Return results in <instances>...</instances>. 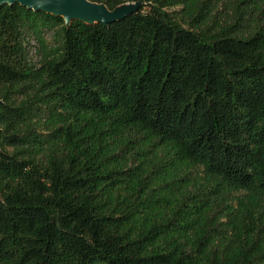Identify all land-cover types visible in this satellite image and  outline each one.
<instances>
[{
    "label": "trees",
    "instance_id": "obj_1",
    "mask_svg": "<svg viewBox=\"0 0 264 264\" xmlns=\"http://www.w3.org/2000/svg\"><path fill=\"white\" fill-rule=\"evenodd\" d=\"M91 1L0 4V264H264V0Z\"/></svg>",
    "mask_w": 264,
    "mask_h": 264
},
{
    "label": "water",
    "instance_id": "obj_2",
    "mask_svg": "<svg viewBox=\"0 0 264 264\" xmlns=\"http://www.w3.org/2000/svg\"><path fill=\"white\" fill-rule=\"evenodd\" d=\"M16 2L34 10L62 16L67 24L73 20L90 24H109L125 18L142 4L141 2H132L133 4L124 10H118L121 5L111 10L105 4L91 0H0V4Z\"/></svg>",
    "mask_w": 264,
    "mask_h": 264
},
{
    "label": "rangeland",
    "instance_id": "obj_3",
    "mask_svg": "<svg viewBox=\"0 0 264 264\" xmlns=\"http://www.w3.org/2000/svg\"><path fill=\"white\" fill-rule=\"evenodd\" d=\"M198 0H194L191 3H196ZM216 1V5L218 6L217 12H220L221 15H225L227 14V12L231 11L230 10V5L232 3H230V0H215ZM131 4H133L132 2H127L123 5H121L120 7H118V10H124L128 7L131 6ZM132 145H134L135 148L138 147V143H132ZM134 150V149H133ZM133 159V165L138 164L141 162L142 159H144V157H139V155H133L132 157ZM156 162H158V159H156ZM165 164V163H162ZM162 168L164 169L162 171L161 174L157 175L159 176L157 179L158 183H154L152 185H150V187L148 189H152V188H157L159 191H161L164 195L169 196V197H178L179 196V192L181 191L180 188L183 189H188L191 191L192 193H196L200 196L203 195V193L206 191V174L205 171L203 169L202 166H196L192 168L191 173L186 174V168H182V170H176L175 168H172L173 166H170L167 164L166 165H161ZM186 177L188 176L190 178L189 183L187 184V186H182L179 185L178 181L175 180L179 177ZM174 177V178H173ZM165 181H163L162 179H165ZM180 187V188H179ZM180 190V191H179ZM160 192V193H161ZM172 192H174L175 194H172ZM189 192V191H188ZM246 191L244 190H230L229 192H227V198L231 199L230 201V205H232L233 208L237 209L238 204L236 203V200H234V198H238L240 196L245 195ZM207 196H209L210 194H205ZM205 195L202 196L205 198ZM189 204H193L192 200H188ZM215 202V204H214ZM212 204H214L215 207L219 206V201L218 199H215L214 196L211 197V202ZM205 203H203V205H205ZM202 205V204H200ZM202 205V206H203ZM219 209V208H218Z\"/></svg>",
    "mask_w": 264,
    "mask_h": 264
}]
</instances>
